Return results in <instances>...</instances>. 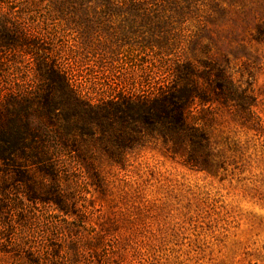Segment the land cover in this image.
<instances>
[{
  "label": "rangeland",
  "instance_id": "374dc122",
  "mask_svg": "<svg viewBox=\"0 0 264 264\" xmlns=\"http://www.w3.org/2000/svg\"><path fill=\"white\" fill-rule=\"evenodd\" d=\"M0 129V264H264V0H0Z\"/></svg>",
  "mask_w": 264,
  "mask_h": 264
},
{
  "label": "trees",
  "instance_id": "16d2710c",
  "mask_svg": "<svg viewBox=\"0 0 264 264\" xmlns=\"http://www.w3.org/2000/svg\"><path fill=\"white\" fill-rule=\"evenodd\" d=\"M197 89L201 91V89L198 88V86H195L194 90L196 91L194 92H197ZM220 90L222 92L221 95L225 96V98L230 93L229 92L230 90L228 89L227 85H221ZM195 94L197 93H191V98L189 99L188 97L190 93H186L183 90V91H180L179 94L174 96L172 99L167 98V97H162L156 100L155 104H152L151 106H149L148 102L142 101V106L144 107V110L146 112H151V113L153 112L156 117L162 120H169L171 117V119L174 121L175 124H177L179 128L184 129L186 126H188L187 124L188 116L190 115V111H189L190 104L189 103H191L192 98L194 100V98L196 97ZM187 98L189 99L188 101H187ZM4 133L5 132H3L2 129H0V165H2L3 171L6 174L13 173L16 175H20L27 180V188H28L27 196L30 198L31 201L36 200L38 198L40 199L43 198L44 196L39 195L38 190H37L36 173L28 172V168L29 169L35 168L36 170L41 172L43 176H48V177L54 176L55 174L54 167L53 165L47 162V159H46L47 153H45V149L38 148V147L35 149H32V148L30 149L28 147L15 148L14 146L9 148L5 145H2L3 142L7 143V139L5 138V135H3ZM9 135L15 139L17 137V139H20L23 142L27 139L26 135L22 133L20 134L17 133L14 136L10 133ZM19 154H21V156L28 158V160H30L28 165L21 164L18 161L17 157H19ZM24 168H27V170H24ZM41 182L43 183V180ZM49 194H48L49 196H52V193H49Z\"/></svg>",
  "mask_w": 264,
  "mask_h": 264
}]
</instances>
